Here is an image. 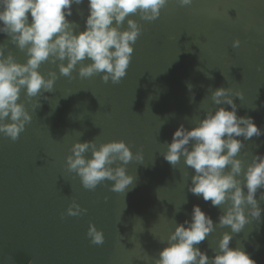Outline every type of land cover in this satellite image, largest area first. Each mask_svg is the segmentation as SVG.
<instances>
[{
	"label": "water",
	"instance_id": "obj_1",
	"mask_svg": "<svg viewBox=\"0 0 264 264\" xmlns=\"http://www.w3.org/2000/svg\"><path fill=\"white\" fill-rule=\"evenodd\" d=\"M72 11L67 19L83 31L87 0ZM129 18L142 31L119 84L101 75L80 78L79 65L65 77L46 62L39 71L46 78L57 72L53 91L31 99L21 92L18 102L32 120L16 141L0 134V264H154L176 224L191 219L193 205L214 224L223 214L188 191L194 171L183 158L173 168L162 154L181 124L191 129L208 110H231L211 101L221 87L231 89L237 115L253 117L264 132V0H193L184 7L168 0L155 21ZM9 39L0 34V43ZM9 48L26 62L24 52ZM92 140L97 146L123 140L134 156L142 153V162L125 165L135 179L124 193L112 192L110 181L86 190L67 171L73 144ZM243 142L238 158L246 167L253 155H264V135ZM73 199L86 213L66 214ZM249 219L230 247L264 264V212ZM90 223L103 232L102 245L87 237ZM226 231L217 226L198 247L212 257Z\"/></svg>",
	"mask_w": 264,
	"mask_h": 264
},
{
	"label": "clouds",
	"instance_id": "obj_2",
	"mask_svg": "<svg viewBox=\"0 0 264 264\" xmlns=\"http://www.w3.org/2000/svg\"><path fill=\"white\" fill-rule=\"evenodd\" d=\"M84 3L85 0H0V34L10 38L0 43V134L12 141L32 120L25 105L18 102L21 92L29 99L52 92L58 79L54 70L48 71L47 78L39 71L43 63L55 64L59 75L65 77H71L79 65L80 78L101 75L104 83L119 84L127 74L133 45L142 31L137 20L129 17L155 21L168 0H87L88 15L84 30L79 31V25L67 17L73 15V5ZM177 3L191 6L193 0ZM9 44L25 53L26 62L16 61ZM239 44L235 40L233 47ZM188 87L191 90L192 86ZM232 97L228 88L212 91L211 101L216 106L228 105L231 110H208L191 129L181 124L162 154L173 168L183 158L185 166L194 171L188 191L205 202L211 201L212 207H223V214L214 224L199 205H193L191 219L176 224L154 264H256L243 248H232L230 242L233 234L240 233L250 222L249 218L259 220L264 212L260 206L264 200V191H260L264 189V155H253L246 167L238 158L245 147L243 141L264 132L253 117L237 115ZM235 97L243 98L240 92ZM71 153L66 158L67 171L75 173L89 191L110 181L112 192L124 193L135 179L127 174L125 165L133 159L143 161L142 153L134 156L123 140L99 146L93 140L76 142ZM86 211L73 199L66 214L76 217ZM217 226L230 227V232L222 234L218 250L209 257L198 245ZM87 237L94 245L105 241L103 232L91 223Z\"/></svg>",
	"mask_w": 264,
	"mask_h": 264
}]
</instances>
